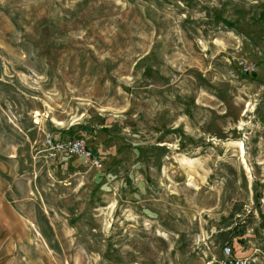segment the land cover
I'll list each match as a JSON object with an SVG mask.
<instances>
[{
	"label": "rangeland",
	"instance_id": "1",
	"mask_svg": "<svg viewBox=\"0 0 264 264\" xmlns=\"http://www.w3.org/2000/svg\"><path fill=\"white\" fill-rule=\"evenodd\" d=\"M70 129L100 168L46 157ZM226 245L264 264V0H0V264Z\"/></svg>",
	"mask_w": 264,
	"mask_h": 264
},
{
	"label": "built area",
	"instance_id": "2",
	"mask_svg": "<svg viewBox=\"0 0 264 264\" xmlns=\"http://www.w3.org/2000/svg\"><path fill=\"white\" fill-rule=\"evenodd\" d=\"M244 73H254L255 68L247 63H240ZM43 150L50 160L80 159L85 164L93 168L102 166V157L95 153L84 136L59 135L58 137L48 134L43 143ZM255 260L251 256L238 257L230 245L223 248V259L220 264H254Z\"/></svg>",
	"mask_w": 264,
	"mask_h": 264
},
{
	"label": "trees",
	"instance_id": "3",
	"mask_svg": "<svg viewBox=\"0 0 264 264\" xmlns=\"http://www.w3.org/2000/svg\"><path fill=\"white\" fill-rule=\"evenodd\" d=\"M255 75H256V73L252 74V76H255ZM62 134L63 135H68V136H74V137L81 136V135L75 133L73 129H70L68 131H63ZM62 134H61V136H63ZM95 153H96V151H95ZM67 160H70V159H67Z\"/></svg>",
	"mask_w": 264,
	"mask_h": 264
},
{
	"label": "crops",
	"instance_id": "4",
	"mask_svg": "<svg viewBox=\"0 0 264 264\" xmlns=\"http://www.w3.org/2000/svg\"><path fill=\"white\" fill-rule=\"evenodd\" d=\"M248 255L247 251H239L238 253H236V256L238 257H246Z\"/></svg>",
	"mask_w": 264,
	"mask_h": 264
},
{
	"label": "bare ground",
	"instance_id": "5",
	"mask_svg": "<svg viewBox=\"0 0 264 264\" xmlns=\"http://www.w3.org/2000/svg\"><path fill=\"white\" fill-rule=\"evenodd\" d=\"M39 115V114H38Z\"/></svg>",
	"mask_w": 264,
	"mask_h": 264
}]
</instances>
